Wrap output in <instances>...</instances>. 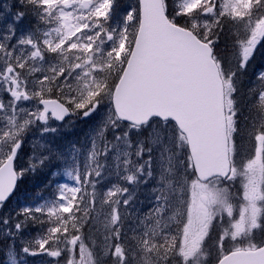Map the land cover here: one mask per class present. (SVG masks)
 <instances>
[{
  "label": "snow or ice",
  "instance_id": "1",
  "mask_svg": "<svg viewBox=\"0 0 264 264\" xmlns=\"http://www.w3.org/2000/svg\"><path fill=\"white\" fill-rule=\"evenodd\" d=\"M258 61L264 0H0V264H264Z\"/></svg>",
  "mask_w": 264,
  "mask_h": 264
},
{
  "label": "rangeland",
  "instance_id": "2",
  "mask_svg": "<svg viewBox=\"0 0 264 264\" xmlns=\"http://www.w3.org/2000/svg\"><path fill=\"white\" fill-rule=\"evenodd\" d=\"M134 4H135V0H125L124 4L122 6L129 7V6H134ZM260 64H261L260 67H257V65L254 64L255 67L253 66V70H255V71H264V61H262V63H260ZM81 127H83V126L77 125V128H76L75 131L79 132V129ZM81 135H82V133H81ZM73 138H74L73 136H71V135L69 136V139H73ZM26 147H28V146L26 145ZM38 180H40L39 177H38ZM236 184H237V186L239 188V180L236 182ZM233 190H236V187ZM147 195H148V191L147 190H142L141 193H140V196H139V201L143 203V211H145V212H147L148 207H149L147 199H146ZM16 203H17V201H13V202L10 203V206L14 207V205H16ZM36 264H38V261L36 262Z\"/></svg>",
  "mask_w": 264,
  "mask_h": 264
},
{
  "label": "trees",
  "instance_id": "3",
  "mask_svg": "<svg viewBox=\"0 0 264 264\" xmlns=\"http://www.w3.org/2000/svg\"><path fill=\"white\" fill-rule=\"evenodd\" d=\"M124 2H125V0H121L122 5L124 4ZM27 23H28V21H25L26 25H27ZM260 63H262V61H260ZM253 66H254V64H253ZM253 66H252V68H253ZM37 184H39L38 177L37 178L29 177L28 180L25 182V184L21 185L20 187H21L22 191H25V192L31 194V193L38 191V189L35 187V185H37ZM41 187H42V185H41ZM235 187H236V189L238 188L237 184H235ZM233 191L235 192V190H233ZM18 195H19V193H18ZM13 201H17L15 197L13 198ZM21 202H22V199H21ZM14 207H15V205H14ZM33 234H35V233L33 232Z\"/></svg>",
  "mask_w": 264,
  "mask_h": 264
}]
</instances>
